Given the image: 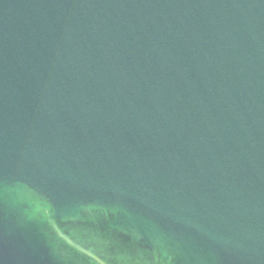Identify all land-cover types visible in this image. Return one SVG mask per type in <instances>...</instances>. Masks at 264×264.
<instances>
[{
  "label": "water",
  "instance_id": "water-1",
  "mask_svg": "<svg viewBox=\"0 0 264 264\" xmlns=\"http://www.w3.org/2000/svg\"><path fill=\"white\" fill-rule=\"evenodd\" d=\"M0 264H264V0H0Z\"/></svg>",
  "mask_w": 264,
  "mask_h": 264
}]
</instances>
